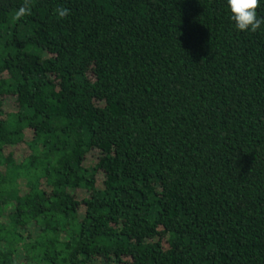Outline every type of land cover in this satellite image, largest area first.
<instances>
[{
  "label": "trees",
  "instance_id": "1",
  "mask_svg": "<svg viewBox=\"0 0 264 264\" xmlns=\"http://www.w3.org/2000/svg\"><path fill=\"white\" fill-rule=\"evenodd\" d=\"M0 264H264V24L0 0Z\"/></svg>",
  "mask_w": 264,
  "mask_h": 264
},
{
  "label": "clouds",
  "instance_id": "2",
  "mask_svg": "<svg viewBox=\"0 0 264 264\" xmlns=\"http://www.w3.org/2000/svg\"><path fill=\"white\" fill-rule=\"evenodd\" d=\"M264 0H226L233 26L240 32H256L264 24V17L257 16L256 9Z\"/></svg>",
  "mask_w": 264,
  "mask_h": 264
}]
</instances>
